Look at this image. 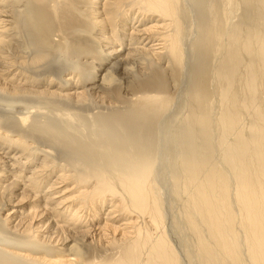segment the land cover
Wrapping results in <instances>:
<instances>
[{
  "label": "bare ground",
  "instance_id": "6f19581e",
  "mask_svg": "<svg viewBox=\"0 0 264 264\" xmlns=\"http://www.w3.org/2000/svg\"><path fill=\"white\" fill-rule=\"evenodd\" d=\"M0 264H264V0H0Z\"/></svg>",
  "mask_w": 264,
  "mask_h": 264
},
{
  "label": "rangeland",
  "instance_id": "374dc122",
  "mask_svg": "<svg viewBox=\"0 0 264 264\" xmlns=\"http://www.w3.org/2000/svg\"><path fill=\"white\" fill-rule=\"evenodd\" d=\"M63 187H64V186H63ZM63 187H62V188H59V190L64 189ZM59 190H58V191H59Z\"/></svg>",
  "mask_w": 264,
  "mask_h": 264
}]
</instances>
